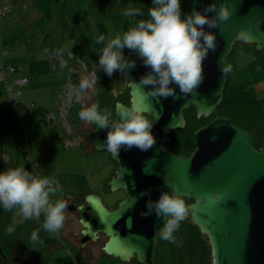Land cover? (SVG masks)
<instances>
[{
  "label": "water",
  "instance_id": "water-1",
  "mask_svg": "<svg viewBox=\"0 0 264 264\" xmlns=\"http://www.w3.org/2000/svg\"><path fill=\"white\" fill-rule=\"evenodd\" d=\"M231 15L215 29L217 47L209 51L203 61V82L194 94L180 98L149 97L139 85L141 76L150 69L133 51L125 58L135 61V67L117 71V78L129 90V107L136 106L150 115L153 109L159 114L151 129L155 144L147 151L133 146L121 148L112 156L103 145L106 129H96L88 135L94 152L108 153L118 167L117 176L108 183L109 194L122 192L124 197L117 208L109 211L98 193L83 197L82 204L69 209L76 211L82 227V242L96 241L99 234L107 241L101 248L106 257L123 263L135 259L137 264H154L158 228L163 220L155 213L148 214L146 204L155 201L162 192L171 193L170 185H177L178 194L188 190L189 213L185 219L196 226L207 238L211 249L212 264H264V149L255 150L252 138L228 118L211 120L192 134L195 151L189 157H179L165 149L171 132L185 128L184 112L194 108L196 118L208 119L224 100L226 76L222 78L218 64L225 63L238 33L249 32L243 42L254 46L256 52L264 50V0H227ZM220 0H180L181 17L195 8L198 11L209 5L219 6ZM210 17L215 13H209ZM242 42V41H241ZM120 102L114 107V118L122 109L129 108ZM221 199L213 203L209 196ZM199 203L200 212H191ZM15 245V244H14ZM17 257L22 264H41L40 253L30 251L23 243L17 244ZM19 262V260L17 259Z\"/></svg>",
  "mask_w": 264,
  "mask_h": 264
},
{
  "label": "clouds",
  "instance_id": "clouds-1",
  "mask_svg": "<svg viewBox=\"0 0 264 264\" xmlns=\"http://www.w3.org/2000/svg\"><path fill=\"white\" fill-rule=\"evenodd\" d=\"M227 0H220L198 11L193 8L181 17L180 0H152V6L147 8V19L135 20L137 15L143 17L145 13L140 9L129 8L122 13L125 17L135 20L134 26L115 37L107 39L101 35L96 43L102 45L98 51V70L103 69L109 77L116 71L124 72L135 67L134 60L125 58L123 50L128 49L137 54L143 66L150 71L141 76L139 85L144 89L151 86L147 93L149 97L168 98L176 96V85L180 98L194 94L203 82V61L209 51L214 52L217 47L216 33L207 29H215L227 21L231 15ZM209 13H215L209 16ZM238 39L247 42L249 32L241 30ZM56 55L62 56L58 50ZM222 78L233 72V66L225 63L223 57L218 64ZM69 71H71L69 69ZM92 88V82L87 77L80 79L78 86H67V93L74 97L77 104L81 103L83 95ZM80 120L95 124L96 129H106L107 134L103 145L112 156H118L121 148L125 150L133 146L147 151L155 144V137L151 129L159 114L153 109L150 115L136 106L122 109L119 118L107 109H101L99 103H92L78 111ZM170 185L172 191L162 192L155 201L149 200L146 204L148 214L153 212L163 220V226L157 229L163 241L175 243L174 233L179 229L181 222L189 213V206L185 197L178 194L177 185ZM60 192L59 181L46 175H34L23 166L7 168L0 171V209L11 211L17 209L25 220H40L43 215L42 230L49 235L58 234L65 221V212L68 204L63 199L52 197ZM220 196L212 194L209 200L218 202ZM199 203L191 206V212H200ZM13 227L7 228L11 234ZM40 229L30 234V240L42 244Z\"/></svg>",
  "mask_w": 264,
  "mask_h": 264
},
{
  "label": "rangeland",
  "instance_id": "rangeland-1",
  "mask_svg": "<svg viewBox=\"0 0 264 264\" xmlns=\"http://www.w3.org/2000/svg\"><path fill=\"white\" fill-rule=\"evenodd\" d=\"M34 1L37 2L36 6L41 8L42 14L49 19L45 30L56 35L63 46L72 50L73 54L82 59H89L90 57L98 59L97 53L102 46L96 43L99 36H105L106 42L107 39L121 34L133 27L135 20L147 19V8L152 6V0H119L112 7L114 16L94 21L89 14L88 6L95 0ZM24 3L27 6L26 9H22L21 5L23 3H19L5 20L2 19L1 24L4 21L7 22V26L2 27V38H12L13 34L17 33V39L22 42L21 37L23 36L24 26H27L24 15L33 12V1L27 0ZM129 8L140 9L145 15L143 17L137 15L135 20L125 17L122 13L124 9ZM18 45L19 43L16 47ZM261 52H264V50ZM262 56L261 61H254V58L243 54V52L239 54V57L236 58L239 73L234 78L232 86L224 94L226 101L232 100L236 88L243 80H247L242 83L243 88L249 85L247 93L245 92L247 99L249 101L260 99L258 97L261 85L256 84L255 79L260 74L256 68L259 66L264 67V55ZM253 69L257 72L255 76L251 74ZM51 75L54 77L60 74L55 72L50 73ZM85 77L87 76L85 75ZM112 87L114 94L119 95L124 91L126 85L123 80L116 77L112 82ZM22 91L23 96L19 99V103L26 100L28 106L24 105L26 106L24 107L26 114L20 117L21 121L14 117L15 122H11V120H14V112L7 105H0V114L2 113L0 119V147L3 144V152H0V158L2 153L5 155V151H7L9 157L17 161L18 166L25 167L30 173L34 165H41L49 158L53 168L49 177L58 180L60 184V192L52 197L53 200L58 198L65 201L67 199L75 200L80 194L79 192L82 191L98 193L107 206H112L116 200L121 199L123 197L121 191L111 194L105 193V183L112 174L110 168L105 164L109 156L106 153L92 151L88 144H86L88 146L84 145L80 137H84L88 132H91L92 125L82 120L79 124L69 122L65 132L59 119L55 123L45 119L43 111L49 109L46 103L42 107L35 106V100L31 99L34 107H29L31 102L25 98V89H22ZM92 91V88H90L83 95L81 100L83 106L95 103ZM6 96L8 97L7 92ZM7 102L9 103V101ZM212 119L211 116L207 120L199 121L196 128L202 127ZM175 138L178 139L177 142L179 143L181 140L183 141L181 135ZM22 148H24V151H21ZM6 163L10 164V162ZM66 218L71 220V224L70 221L67 224L71 232H78L81 229L75 216L67 214ZM42 222L43 215H41L39 221L36 219L25 220L17 209L2 210L0 212V247L4 255H9L12 244H15L14 251H17L19 241L26 242L24 244L30 247V251H39L41 264H135L134 262L123 263L110 257L99 258V256L94 255V251L92 255V251L76 253L73 249V242L67 239L68 234L65 223L58 234L49 235L42 230ZM9 227L14 228L11 234L7 232ZM37 229H40L39 235L43 241L42 244H36L30 240V234ZM103 242L102 240L98 244L96 251H99V247L103 246Z\"/></svg>",
  "mask_w": 264,
  "mask_h": 264
},
{
  "label": "trees",
  "instance_id": "trees-1",
  "mask_svg": "<svg viewBox=\"0 0 264 264\" xmlns=\"http://www.w3.org/2000/svg\"><path fill=\"white\" fill-rule=\"evenodd\" d=\"M21 1H22L21 3H23L21 8L26 9L27 6L24 2L27 0H21ZM116 1L119 0L92 1L88 6V11L92 20L99 21L114 16L112 13V7ZM34 4H37V2L35 1ZM1 5H4L6 9L5 15L2 17L3 19L13 12L15 7L17 6V3L16 0H0V6ZM35 9L40 11L41 8L37 7ZM48 21L49 19L46 18L45 15H41L40 17L38 16L37 19L34 21L33 25L24 29L21 45L25 47V49L27 48L28 51H30L29 48L32 47V43H34V41L36 42L37 38L43 35L44 52H48V53L55 52L53 54H56L58 50L63 51V55L59 56L62 58V60L65 61V67L62 71L58 69L55 70L51 69V62L49 59V55L51 54L48 55L51 71L53 73L58 72L60 74L59 75L60 89L64 88L66 79H68L67 77L71 78V81H73L78 86V83L82 77L80 75L81 72L80 65L77 61L84 63L88 68V70H92V66H94L95 74L97 76V81L92 86V90H93L92 95L94 101L95 103H99L101 109L107 108L114 115V107L117 102H120L123 105L126 104V102L124 104L123 100L124 99L126 100V96H127L126 94L128 90L127 88L124 89L125 91H123V93L125 94L123 93L119 95L114 94L112 82L117 77V71L114 72L111 77H109L104 73L103 69L98 70V64H97L98 59L93 57L92 58L90 57L89 59H82L77 55L73 54L70 50H68V48L66 49L65 47H63V44L58 40V37L56 35L47 32L45 30ZM0 41L3 44L1 31H0ZM105 43H107V41ZM240 50L248 51L246 53H249L250 55L251 54L257 55L260 53V52H256L254 46L252 45L244 44L241 41L235 43L231 53L228 55L226 59L227 63L232 64L233 72L226 75L224 94L226 93V90L232 86V82L238 72V66H236V56L238 55V53H240L238 52ZM128 51L130 50L128 49L123 50L124 56L125 53ZM68 54H71L73 58L69 59ZM69 69L71 71H69ZM243 89L244 88L241 83L236 88L232 100L226 101L224 99L221 105L212 114V117L213 119L220 117L228 118L233 125L241 128L248 135H250V137L252 138V146L255 150H263L264 149V106L262 104V100L248 101L244 96ZM20 90L22 91V88H20ZM127 101H128V97H127ZM72 106L73 107L70 108L69 110V118H68L69 122H73L74 124L77 123L79 124L81 120L78 117V111L84 106L82 103L77 104L76 102ZM47 113L44 114V117ZM184 118L186 120V127L184 129L175 132L177 136L181 135L183 137V141L181 140L180 143L178 142V148L176 145L175 146H173L172 144L168 145L170 149L180 154L186 152L188 153L192 149H194L192 134L196 129H198L196 127L198 126L199 121L207 120L204 118H200V119L196 118L195 110L192 107L184 112ZM50 161L51 160L47 158L46 161L43 162L41 165L35 166L32 174L50 176L51 171L53 169ZM14 164L15 165L13 164L3 165L2 163L0 167V171L7 168H14L16 166V161ZM105 184H107V182ZM1 211L2 209L0 210V212ZM174 236L176 238V242L170 243L168 241L161 240L158 234L157 244L154 252V264H212L211 249L208 244L207 238L200 234L198 228L194 226L189 219H185L183 222H181V225L179 229L174 233ZM14 246L15 245L13 244L12 247L13 250H14ZM3 258L4 255L0 251V264H7Z\"/></svg>",
  "mask_w": 264,
  "mask_h": 264
},
{
  "label": "crops",
  "instance_id": "crops-1",
  "mask_svg": "<svg viewBox=\"0 0 264 264\" xmlns=\"http://www.w3.org/2000/svg\"><path fill=\"white\" fill-rule=\"evenodd\" d=\"M33 1V12L29 15H24V21L26 23L27 26H24L25 28L30 27L31 25H33L34 21L37 19V17L43 15L42 13L40 14L39 11L35 8H37L38 6H36V4H34V0ZM21 0H16L17 6L19 5V3H21ZM31 4V2H30ZM22 6V5H21ZM16 8V7H15ZM36 11V12H35ZM22 17V15H21ZM20 17V18H21ZM7 18V16L5 18H3L4 20ZM2 19L0 20V28L2 31V27L3 26H7V22L4 21L3 24H1ZM24 31V30H23ZM2 35V32H1ZM23 37V36H22ZM21 37V39H22ZM18 35L17 33H14L12 38H3V46L1 45L0 47V51H3L5 56H4V64L6 66H11L14 68V72L13 73H9L8 70H4V75H5V81L10 80V82H12L13 80H15L16 78L22 77V78H26L27 82L26 84L21 87L23 90L25 89V98L30 100H35L34 102L36 103L35 106H39L42 107L45 103L49 106V109H46L43 111V113H47V112H51L54 110V96L55 94L60 90V76H50V73H53L50 69V65H49V60H48V55L49 54H53L55 52H44L43 51V35L40 36L39 38H37L36 42L34 41V43H32V47H30V51H28V49L25 47H23L21 45V40L17 39ZM18 40V41H17ZM59 40V39H58ZM19 43L18 47H16V45ZM65 47V46H63ZM67 49V47H65ZM27 50V52H26ZM70 50V49H68ZM71 52H73L72 50H70ZM240 53L243 52V54L248 55L251 58H254V61H261L263 59L264 52H260L257 55L254 54H249L246 53L248 51L245 50H240L238 51ZM236 56V58L239 57V54ZM259 71V75L257 76L256 80V84L261 85L260 88V92H259V97L260 99L258 100H262V104L264 106V67H258L256 68ZM239 73V69L238 72L236 74V76ZM256 70H252L251 74L252 76H255L256 74ZM247 80H243V82H246ZM249 89V85H247L246 87H244L243 89V93L244 96L246 97L245 92L247 93V90ZM6 90L4 87V84L2 85V83L0 82V105L2 106L3 104L7 105V107H9L10 109H12V112H14V116L13 119L11 120V122H15V118L18 121H21L20 117L25 115V108L27 105V101H23L18 103V105H16L15 107L13 106H9L10 103H8V97L6 96ZM21 91V90H20ZM21 97L23 96V91H21ZM20 97V98H21ZM19 98V99H20ZM247 99V97H246ZM248 100V99H247ZM249 101V100H248ZM256 101V100H255ZM22 103V104H21ZM28 106V105H27ZM51 106V107H50ZM29 107H34V104L31 102V104L29 105ZM1 111V110H0ZM11 112V113H12ZM2 113L0 114V119H1ZM15 117V118H14ZM0 152H3V144L0 147ZM21 151H24V148L21 149ZM6 162H10L6 163ZM38 162V161H37ZM3 163V165H15V160L12 159L11 157H9L7 151H5V155L4 153H2V156L0 158V167L1 164ZM16 166L17 165V161H16ZM15 166V167H16ZM37 165L33 166L34 167ZM33 172V170L31 171V173ZM26 244V242H24ZM30 248V247H28ZM37 251V250H35ZM39 252V251H37ZM106 257V256H105ZM41 262V261H40Z\"/></svg>",
  "mask_w": 264,
  "mask_h": 264
},
{
  "label": "built area",
  "instance_id": "built-area-1",
  "mask_svg": "<svg viewBox=\"0 0 264 264\" xmlns=\"http://www.w3.org/2000/svg\"><path fill=\"white\" fill-rule=\"evenodd\" d=\"M6 9L4 5L0 6V20L2 17L5 15ZM1 31V28H0ZM2 43L0 41V47ZM4 52L0 51V82L4 84V87L6 89L7 95H8V101L11 106L15 107L19 103V98L21 95L20 88L23 87L27 79L26 78H16L12 82L5 81V75H4V70H8L9 73L14 72V68L11 66H6L4 64ZM68 58L72 59L73 56L71 54H68ZM49 59L51 62V69L55 70L58 69L62 71L65 67V61L62 60L61 57H58L56 54H51L49 55ZM80 65V75L81 77H85V75L89 78L90 82H92V85L96 83L97 81V76L95 74V67L92 66V70H88L86 65L80 61H77ZM66 79L64 88L60 89L59 92L56 94L55 99H54V110L47 113L45 115V119L47 121H50L52 123H55L57 119L60 120L62 123V127L64 129H67L68 123H69V110L72 108L73 104L75 103L74 97H70L67 93V86L72 85V86H77L73 81H71V78L67 77ZM66 131V130H65ZM69 133V130H68Z\"/></svg>",
  "mask_w": 264,
  "mask_h": 264
},
{
  "label": "flooded vegetation",
  "instance_id": "flooded-vegetation-1",
  "mask_svg": "<svg viewBox=\"0 0 264 264\" xmlns=\"http://www.w3.org/2000/svg\"><path fill=\"white\" fill-rule=\"evenodd\" d=\"M125 85H126V83H125ZM125 91V90H124ZM123 93V92H122ZM123 94H125V93H123ZM127 96H126V100L124 99L123 100V102H124V104H125V102H126V104H125V106H127V107H129L130 106V104H129V90H127V94H126ZM127 97H128V101H127ZM113 117H114V115H113ZM213 120V119H212ZM211 121V120H210ZM209 121V122H210ZM185 122H186V120H185ZM208 122V123H209ZM206 125V124H205ZM204 126V125H203ZM185 127H186V125H185ZM95 130V128H94V126H92V130H91V132H93ZM197 130V129H196ZM178 130H175V131H173V132H171L170 133V135L168 136V138H169V141H168V143L165 145V149L166 150H168V151H170V152H172L173 153V155H175V156H179V157H184V158H187V157H189L191 154H193L194 153V151H195V147H194V149H192L190 152H186V153H183V154H180V153H178V152H175L174 150H172V149H170L169 147H168V145L169 144H172L173 146H177L178 145V142H177V138H175V137H177V134L175 133V132H177ZM91 132H88L84 137L83 136H80L81 137V139H82V141H83V143H84V145L85 146H88L89 145V147L91 148V145H90V140H89V138H88V135L91 133ZM173 134H176V135H173ZM172 135V136H171ZM171 136V137H170ZM85 142H87V143H85ZM86 144H88V145H86ZM91 150L93 151V149L91 148ZM108 156H109V154L108 153H106ZM105 164L110 168V170H111V172H112V174H111V176H110V178H109V180L107 181V184H105V193H108L109 192V190H108V183H109V181L111 180V178H113V177H115V176H117V174H118V167H117V165L113 162V161H111L110 160V158H108L107 159V161H105ZM80 194H78V197H77V199H67V204H68V207H67V209H66V213H65V224H66V226H67V224L69 223V221H70V224H71V220L70 219H68V218H66V216H67V214H70V215H73V216H75L76 217V222H77V224L78 225H80L79 224V216H78V214L76 213V211H73V210H71V209H69L71 206H74V207H76V206H78V205H80V204H82V202H83V197L84 196H86V195H88V194H90V193H94L93 191H91V192H84V191H82V192H79ZM99 195V194H98ZM99 197H100V195H99ZM123 197H124V195H123ZM123 197L121 198V199H118V200H116L115 201V203L112 205V206H107L106 204H104L103 203V201H102V199H101V201H102V203H103V205H104V207H106V209H108L109 211H113V210H115L116 208H117V205H118V203L123 199ZM185 201H186V204H188V203H190V201L189 200H186L185 199ZM81 227V226H80ZM67 231V234H68V237H67V239L68 240H70V241H72L73 242V244H74V250L76 251V253H85L86 251H89V252H91V255H92V253H93V251H94V255L95 256H99V258H101V257H104V254H103V252L101 251V248H102V246L101 247H99V251H96L95 249L97 248V246H98V244L103 240L104 242L102 243V245H104V243L107 241V238L104 236V235H102V234H99V236H98V239L96 240V241H92V240H88V241H86L85 243H83L82 242V239H83V236H82V234H81V231H82V227H81V229L78 231V232H71V230L70 229H68V226H67V229H66ZM13 244L11 245V249H10V253H9V255L8 256H5L4 255V253L1 251V247H0V251L2 252V254L4 255V261L7 263V264H22L21 263V260H22V258L20 257V258H18L16 255H17V252H15L14 250H13ZM155 252V251H154ZM98 258V257H97ZM17 259L19 260V262L17 261ZM130 262H134L135 264H137L136 262H135V259H131V261Z\"/></svg>",
  "mask_w": 264,
  "mask_h": 264
}]
</instances>
